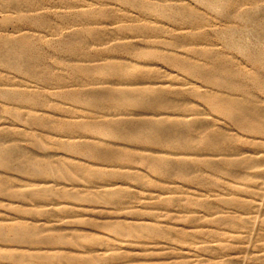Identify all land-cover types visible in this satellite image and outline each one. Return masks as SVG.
<instances>
[{"label": "rangeland", "instance_id": "1", "mask_svg": "<svg viewBox=\"0 0 264 264\" xmlns=\"http://www.w3.org/2000/svg\"><path fill=\"white\" fill-rule=\"evenodd\" d=\"M257 81L264 0H0V264H264Z\"/></svg>", "mask_w": 264, "mask_h": 264}, {"label": "bare ground", "instance_id": "2", "mask_svg": "<svg viewBox=\"0 0 264 264\" xmlns=\"http://www.w3.org/2000/svg\"><path fill=\"white\" fill-rule=\"evenodd\" d=\"M178 10V9H177ZM181 12V11H180ZM184 15V14H183ZM247 19L251 18L250 15H246ZM182 19V18H181ZM5 41V49H3V56H1L4 61V63L8 64L9 67H18L21 68V70H26V71H29V68H31L29 65H30V62L28 64H22L23 62V49L26 47V45L24 43H21V41L19 40H3V42ZM13 58V60L11 59H6V58ZM254 59H259V56H255ZM36 60V59H35ZM34 60V61H35ZM32 63V62H31ZM172 64H174L175 66L177 67H180V68H183V64H180L178 62H176L175 60L172 61ZM13 68V69H14ZM200 77H202L205 81H206V75L205 74H198ZM256 85L257 87L264 91V83H259L258 81L256 82ZM219 85H217L218 87ZM33 94V93H32ZM4 95V94H3ZM14 95V94H13ZM206 95V94H205ZM2 97V96H1ZM5 97V96H4ZM7 97V96H6ZM6 99V98H5ZM25 100H29V101H32V102H35L36 98H30V97H24ZM230 100L224 98V99H220L219 101H215L212 103V107L214 109H216V111L220 112V113H225L227 111V108L229 105H232L230 106L231 108H237L238 105H234L233 104H230ZM93 104V103H92ZM14 112V111H13ZM23 114V113H22ZM28 114V113H27ZM24 115V114H23ZM19 118V117H18ZM26 119V118H25ZM27 121L28 118L26 119ZM235 123L240 127H250V129H252L253 131L257 130V131H263L264 130V121L261 120L259 117H255L253 115H251L249 113V111L247 110H242L241 111V115L237 118V119H234ZM158 122H156L155 126L152 127V129L149 131H145V134H146V137L148 140H156V139H162L164 137V126L161 127L158 126L159 124H157ZM172 122L169 123V125H171ZM151 127V126H150ZM217 133V132H216ZM210 138V137H209ZM211 139V138H210ZM13 154V153H12ZM223 154V153H222ZM221 154V155H222ZM230 155V154H229ZM236 155V154H235ZM14 156V155H13ZM143 161V160H141ZM199 163V162H198ZM58 164V163H57ZM51 168V167H50ZM36 171V170H35ZM38 172V171H37ZM34 174V173H33ZM94 188V187H93ZM97 188V187H96ZM44 189V188H43ZM51 189V188H50ZM117 194H119V192H117ZM61 204V203H60ZM65 205V204H64ZM257 214V213H256ZM255 214V215H256ZM21 221V220H20ZM24 228V227H22ZM20 229L19 228H12L11 229V232L14 233H17ZM5 233V232H4ZM33 234V233H32ZM34 235V234H33ZM62 238V237H61ZM13 240V239H12ZM11 240V241H12ZM16 241V240H14ZM19 255V254H18ZM18 259V258H17Z\"/></svg>", "mask_w": 264, "mask_h": 264}]
</instances>
